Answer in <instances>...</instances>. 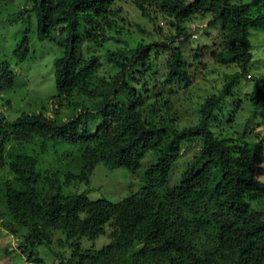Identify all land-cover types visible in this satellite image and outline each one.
I'll return each mask as SVG.
<instances>
[{"label":"trees","instance_id":"trees-1","mask_svg":"<svg viewBox=\"0 0 264 264\" xmlns=\"http://www.w3.org/2000/svg\"><path fill=\"white\" fill-rule=\"evenodd\" d=\"M121 1L25 0L20 8L23 21L37 17L38 39L55 42L61 56L54 61L56 93L48 106L13 118L0 112V173L12 174L0 181V226L34 264H44L40 248L51 249L57 233L63 237L58 244L70 251L68 258L57 254L61 264H264V181L257 177L264 165V134L259 140L235 133L228 124L239 106L229 109L226 103L248 75L255 82L249 101L255 112L264 111V88L248 73L250 32H264V0H135L155 28L164 17L175 33L140 42L130 55L108 51L114 74L101 77L96 53L108 41L106 29L115 30L122 9L114 7ZM206 14L221 33L212 58L242 71L227 75L223 90L197 107L196 126L179 128L168 101L167 115H160L145 81L156 75L154 58L166 54L164 89L192 84L184 53L192 34L185 23ZM32 51L26 28L12 56L23 62ZM17 82L11 63L1 62L0 94ZM194 141L200 150L170 186L183 147ZM61 143L71 149L56 156ZM149 153L153 161L137 193L111 202L91 200L90 189L70 191L73 183L89 186L100 163L135 172ZM49 154L55 156L51 167L42 161ZM108 229L110 243L102 250L83 249V239L95 241Z\"/></svg>","mask_w":264,"mask_h":264},{"label":"rangeland","instance_id":"rangeland-1","mask_svg":"<svg viewBox=\"0 0 264 264\" xmlns=\"http://www.w3.org/2000/svg\"><path fill=\"white\" fill-rule=\"evenodd\" d=\"M250 0H232L233 3L249 2ZM25 0L15 4L0 5V63L8 61L14 71L18 74L17 87L8 93L0 94V112L6 117L13 118L22 111H38L48 106L49 98L56 93V80L54 76V61L61 56V49L55 42L50 40L40 41L37 37V17L32 14L30 18L23 21L24 17L19 16L20 8L25 6ZM119 16L114 18L115 30L105 31L108 41L104 44L97 55L101 57L102 68L100 76L114 74L113 67L108 63V51L122 50L130 55L140 42L148 43L151 40L164 38L175 33V28L164 17L156 21L157 28L161 35H157L154 22L144 18L135 7V0H122L115 4L114 10L120 11ZM30 20V23H29ZM213 20L212 15H196L185 23L188 32L192 34L191 40L185 44V58L189 64V72L192 84L183 89H164L163 78L167 73L166 54L157 55L154 58L156 64V75L146 78L149 84V97L156 100L160 105V115H167L165 101L171 105V114L174 115L176 124L180 127L196 126L200 121L197 112L206 98L219 94L226 83L227 75L241 72L237 65L223 66L217 63L211 55L213 50L220 48V27L209 25ZM31 30L32 54L30 57L19 62L12 56L16 44L21 41L25 29ZM144 30V31H143ZM156 32V33H155ZM121 40V42L117 41ZM252 45V61L248 66V73L255 78L264 88V32L252 30L250 32ZM85 46H87L85 44ZM87 49V48H86ZM92 52V51H91ZM199 54L200 59L196 61L195 55ZM255 82L249 76H243L235 87L233 94L227 98L228 108L233 109L236 105L234 117L228 125L239 136L256 135L259 140L264 134V111H254L249 101V95L253 90ZM167 90V91H166ZM227 110L224 114L227 115ZM201 144L194 141L183 147L181 157L173 168L170 177V186L176 185L193 160L195 154L200 150ZM71 147L61 143L58 147V154L63 155ZM44 165L52 166L55 163L54 154L42 157ZM153 161V154L149 153L142 161V165L135 172L126 168L115 170L108 169L103 163L97 165L90 178V185L85 183H73L71 192L80 193L90 189L88 196L91 200L105 199L111 202H118L125 197L137 193L143 185V176L147 166ZM12 177V174L5 170L0 173V181L5 182ZM258 179L264 181V165L257 173ZM110 229L103 237L95 241L83 239L81 244L84 250L99 251L110 243ZM63 238L57 233L52 248H40V255L44 264H61L57 254L68 258L70 251L58 244ZM0 264H34L30 263L18 249V242L5 229L0 226Z\"/></svg>","mask_w":264,"mask_h":264}]
</instances>
